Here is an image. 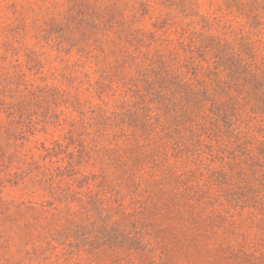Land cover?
Here are the masks:
<instances>
[{
    "label": "rangeland",
    "instance_id": "374dc122",
    "mask_svg": "<svg viewBox=\"0 0 264 264\" xmlns=\"http://www.w3.org/2000/svg\"><path fill=\"white\" fill-rule=\"evenodd\" d=\"M0 264H264V0H0Z\"/></svg>",
    "mask_w": 264,
    "mask_h": 264
}]
</instances>
